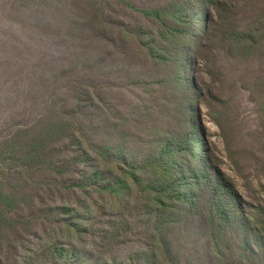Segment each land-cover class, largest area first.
<instances>
[{"label":"rangeland","instance_id":"obj_1","mask_svg":"<svg viewBox=\"0 0 264 264\" xmlns=\"http://www.w3.org/2000/svg\"><path fill=\"white\" fill-rule=\"evenodd\" d=\"M0 195V264H264V0H0Z\"/></svg>","mask_w":264,"mask_h":264},{"label":"trees","instance_id":"obj_2","mask_svg":"<svg viewBox=\"0 0 264 264\" xmlns=\"http://www.w3.org/2000/svg\"><path fill=\"white\" fill-rule=\"evenodd\" d=\"M147 14L158 16L157 12H154V13L147 12ZM195 163L199 165V171H201V173H204V176H206L207 172L209 171V167L207 166V164L205 162L201 161V159L198 157L195 158ZM179 172H180V178L179 179L180 180L184 179L183 178L185 176L184 167H181ZM192 173L195 175H198L199 172L197 171V169H193ZM178 183L182 185V182H178ZM220 188H221L220 185L212 188V194H211L212 197L211 198H212V202L214 203L215 207L211 208L210 216L207 220L209 222V224H211L214 228L216 227V213H215L216 210H215V208L217 209V211H219V213L221 211L225 212V207L222 206V198L221 197L219 198V196L217 198V194H218V192H220ZM231 193H233V190L231 192H229L230 196H231ZM233 194H235V193H233ZM0 197H1V195H0Z\"/></svg>","mask_w":264,"mask_h":264}]
</instances>
